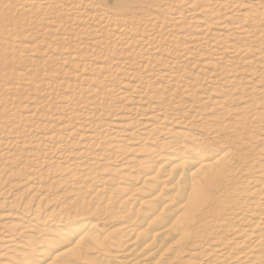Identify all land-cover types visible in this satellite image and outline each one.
Returning a JSON list of instances; mask_svg holds the SVG:
<instances>
[{"label":"rangeland","instance_id":"374dc122","mask_svg":"<svg viewBox=\"0 0 264 264\" xmlns=\"http://www.w3.org/2000/svg\"><path fill=\"white\" fill-rule=\"evenodd\" d=\"M188 2L194 0H0V142L8 143H0V233L8 222L41 224L52 213L66 227L94 222L84 211L69 214L65 184H52L70 172L65 166L96 161L117 167L141 157L126 148L156 147L167 134L138 139L153 126L180 129L173 115L202 134L193 125L214 113L209 92L225 89L229 67L248 95L258 88L245 72L259 79L264 60L254 52L264 49V22L244 16L264 14V0H207L208 12ZM227 44L247 53L232 59ZM112 139H120L123 155L112 152ZM221 140L219 150L229 148ZM250 148L249 159L234 165L235 176H246L245 163L256 158ZM34 183L35 190L27 188ZM109 217L96 228L110 240L121 228Z\"/></svg>","mask_w":264,"mask_h":264},{"label":"bare ground","instance_id":"6f19581e","mask_svg":"<svg viewBox=\"0 0 264 264\" xmlns=\"http://www.w3.org/2000/svg\"><path fill=\"white\" fill-rule=\"evenodd\" d=\"M191 2L198 10L208 12L207 0ZM244 17L264 22V14ZM197 22L203 26V20ZM225 50L232 59L247 53L232 44ZM254 53L264 60V49ZM257 72L259 79L253 78V71L245 72L248 81L253 80L258 87L248 95L240 80L232 77L233 70H224L225 89L209 92L214 113L193 125L202 134L187 130L186 120L173 115L171 120L180 129L153 126L137 142L144 143L153 132L167 134L158 146L126 148V152L133 150L141 157H127L117 167L110 166L111 162H100V167L96 161L97 167L65 166L70 172L62 179L51 180L52 184H65L72 210L69 214L84 211L86 216H94V222H73L66 227L62 217L56 219L52 212L41 224L33 219L24 224L8 222L0 233V264H264V136L259 138L257 134L264 132L263 64ZM24 77L20 78L28 81ZM234 102L238 106L229 108ZM229 115L232 118L226 121ZM219 139H227L229 148L220 151L223 145L218 146L222 143L217 142ZM112 140V152L123 155L120 139ZM253 140L256 142L252 146ZM247 146L256 158L249 161L251 164L245 163L246 176H241L240 170L241 174L235 176L238 168L234 165L249 157L245 155ZM35 187L38 184L27 186L31 190ZM104 216L116 218V227L121 228L120 233L112 232L110 240L108 232L96 228L97 220Z\"/></svg>","mask_w":264,"mask_h":264}]
</instances>
